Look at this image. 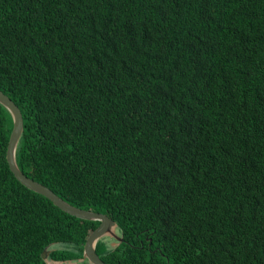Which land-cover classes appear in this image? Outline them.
<instances>
[{
  "label": "trees",
  "instance_id": "obj_1",
  "mask_svg": "<svg viewBox=\"0 0 264 264\" xmlns=\"http://www.w3.org/2000/svg\"><path fill=\"white\" fill-rule=\"evenodd\" d=\"M0 89L19 168L116 221L107 264H264V0H0ZM11 124L0 264L79 256L98 220L13 175Z\"/></svg>",
  "mask_w": 264,
  "mask_h": 264
},
{
  "label": "water",
  "instance_id": "obj_2",
  "mask_svg": "<svg viewBox=\"0 0 264 264\" xmlns=\"http://www.w3.org/2000/svg\"><path fill=\"white\" fill-rule=\"evenodd\" d=\"M0 103L9 111L12 124L5 146V159L13 175L25 186L45 195L54 204L68 213L82 218L97 219L98 223L87 233L82 245V253L77 257L53 258L49 256L52 246L45 245L40 251V257L46 264H63L65 260H71L69 264H76L87 260L91 264H107L95 250V242L104 235L113 236L116 241L121 239L116 221L106 212L75 205L61 197L53 189L43 182L27 175L18 166L15 159V146L23 127L22 113L15 101L0 89ZM75 259V260H74Z\"/></svg>",
  "mask_w": 264,
  "mask_h": 264
},
{
  "label": "rangeland",
  "instance_id": "obj_3",
  "mask_svg": "<svg viewBox=\"0 0 264 264\" xmlns=\"http://www.w3.org/2000/svg\"><path fill=\"white\" fill-rule=\"evenodd\" d=\"M103 238H104L107 242H109V243H111V244L115 243V241H116V239H115L113 236H111V235H104ZM71 260H72V259H71ZM71 260H65V261L63 262V264H69ZM74 260H75V259H74Z\"/></svg>",
  "mask_w": 264,
  "mask_h": 264
}]
</instances>
